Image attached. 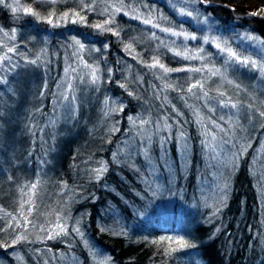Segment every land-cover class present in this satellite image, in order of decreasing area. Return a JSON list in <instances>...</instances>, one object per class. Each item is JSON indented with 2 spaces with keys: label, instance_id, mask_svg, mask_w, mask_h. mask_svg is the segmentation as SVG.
Wrapping results in <instances>:
<instances>
[{
  "label": "trees",
  "instance_id": "obj_1",
  "mask_svg": "<svg viewBox=\"0 0 264 264\" xmlns=\"http://www.w3.org/2000/svg\"><path fill=\"white\" fill-rule=\"evenodd\" d=\"M19 1L20 11L15 16L11 9L0 5V27L8 31L15 27L18 29V37L23 35L34 38L29 44L31 49L29 54L34 56L40 49L47 48L51 64L47 67L21 69L14 74L15 81L10 76L9 80L17 90L15 97L0 92V96H3V103L10 106L12 116L11 123L6 125L7 144L0 142V217L4 216L5 211L17 214L21 201L27 200V196L20 191L21 186L40 181L33 196L37 207L33 208V215L29 218L37 226L32 230L31 236L36 242L33 244L18 243L14 247L0 248V264H44L45 260L48 264H56L58 260L52 257L55 255L57 258L61 253L64 255L73 253L81 259V264H89L93 250L108 255L111 258V264H181L176 252L171 256L162 255L163 249L169 246L166 239L162 238V234H172L175 231L181 232L185 239L197 244V248L191 250L196 252V258L200 264H264V153H258L257 160H254L259 132L252 130L251 147H248L246 153L236 162L235 168L226 169L227 179H222V181L226 180L229 185L227 207L222 209L217 218L212 213L218 202L212 201L211 205L204 202L209 206L206 212L210 213L211 219L204 218L205 214H201L204 219H200L198 211L201 209L202 201L206 200H200L196 191L194 190L193 193L190 190L195 189L196 180L202 178L203 174H207V171L204 166L206 156L200 144L201 129L194 123L196 118L193 111L196 108L200 110L207 118L204 121L205 124L209 118L218 119V115L210 116L207 108L199 100L189 96L185 98L192 107L183 109L178 98L180 94L168 90L164 94L180 111L182 109L181 119L185 121L182 127L186 133L190 148L189 155H191L183 184L187 190L182 189L183 215L180 217L179 224L173 220L166 229L152 227L144 232L143 227L134 226L130 235L120 234V226H126L131 220L134 221L135 214L148 206V203L141 200L137 193L143 194L145 190L144 172H148L149 166L147 167L148 162L143 159L142 155L135 157L139 172L124 163L128 149H124L120 154L122 162L118 166L112 160V153L117 152L127 140L131 141V138L133 139L132 146L140 150L138 148L140 146L139 137H136L135 130L131 128L127 117L136 114L141 105L145 107L153 120L165 114L160 109V101L153 98L152 85L162 87L161 81L153 75V70L146 69L129 56L130 70L133 72L131 74L134 78L143 77L142 85L137 87V85L129 84V87L138 91L148 100V103L145 104L143 100H133L118 87L117 81H123L121 75L126 69L123 58L126 59L128 55L123 51V44L115 36L111 33L99 32L85 24L70 21L54 27L36 21L33 16L23 11V8L30 6L34 11L46 16L50 10L56 13L58 10L63 12L76 8L77 0H61L55 5L44 0ZM133 1L136 2V0H123V3ZM248 1L210 0L206 9L198 6L205 14H211L215 18V22L227 37L234 35L233 29L236 33L249 29L257 35L264 36V20L262 19L264 12L256 17L240 19L243 12L230 11L232 6H242ZM255 1L258 3V11L264 9V0ZM7 2L15 3V0H7ZM118 2L119 0H97V4L101 5V11L103 4ZM154 2L159 8L163 6L160 2ZM217 5H226V7ZM104 18L97 13H89L87 16L89 24L103 23ZM116 20L118 27L127 28L129 31L134 28L132 21L126 22L121 16H117ZM138 30L136 27L135 31ZM121 36L125 43L124 34ZM3 38L5 37L0 33V40ZM74 38L85 46L84 52L82 51L80 55L87 61L94 57L98 58L100 53L92 50L100 48L104 51L103 42H108L109 48L104 51V56L107 65L111 66L114 72L112 82L102 83L99 92L93 91L90 86L87 87L85 94L81 92V86L77 89V101L80 103L77 122L71 121L67 116L55 118L56 111L53 110L52 103L54 99L52 93L56 91L55 85L58 79L63 77L64 67L67 64L74 65L75 57L72 53L79 50V45L74 43ZM142 41L141 47L147 50V43ZM145 54L147 51L142 57L144 56L143 59L147 60ZM100 64L101 69L105 70L104 62L101 61ZM239 70H245L252 81L254 70L246 68ZM104 80H107L106 71ZM45 82H47V91L41 98L40 92ZM263 83L260 82L261 87H264ZM209 93L217 99L220 98L218 92L214 93L209 90ZM174 94L175 100L172 99ZM112 96L123 100L127 107L124 112L114 115V118L105 117L103 100ZM37 108H42V111L36 112ZM165 111L170 117H174L170 108ZM113 119L120 129L115 134L108 132ZM50 120H55L56 123L50 124ZM117 121H119L118 124ZM171 122L172 119L169 120V123ZM30 124H35L33 129L35 135L28 130ZM263 130L264 126L260 133ZM161 135L167 138L166 159L176 160L178 129L173 127L171 138H168L167 132H161ZM157 144L152 136V144L149 148L152 166L155 163L151 153L152 150L156 152ZM45 161L47 163H44ZM86 161L88 163H85ZM100 161L107 164L108 171L99 183L89 182L85 169L98 167ZM9 176L14 178V182L8 180ZM62 181L67 182L72 193H69L67 189L61 192ZM105 184L107 188L104 187ZM43 189L45 192L41 193ZM90 193L98 197L95 202L90 197ZM70 195L71 198H69ZM191 195L194 197L193 205L188 206L186 203L190 201ZM157 196L151 197V200ZM41 197L42 199L39 200ZM28 206L25 205V213H27ZM61 209L64 211L61 212ZM69 212L71 217L81 220L83 240L75 233H71V225L68 228L70 232L68 238L46 240L43 243L37 239L45 235L40 231L41 225L48 228L56 222L57 213L63 216ZM6 222V219H0V225ZM101 227L107 228L108 231H100ZM217 227L220 228L219 232H215ZM29 228L32 229L31 224ZM11 238L10 234L0 233V241L10 242ZM63 240H67L71 246H67L62 242ZM84 240L88 242L87 247ZM152 241L158 243H152ZM49 248L51 252L46 251ZM36 249L41 250L40 256L36 255Z\"/></svg>",
  "mask_w": 264,
  "mask_h": 264
},
{
  "label": "snow or ice",
  "instance_id": "obj_2",
  "mask_svg": "<svg viewBox=\"0 0 264 264\" xmlns=\"http://www.w3.org/2000/svg\"><path fill=\"white\" fill-rule=\"evenodd\" d=\"M50 3L55 5L57 0H50ZM169 3L175 12L181 17L190 18L191 20L196 21L197 24L206 26L200 30L204 32L207 30L212 35H204L198 37L195 34H190L180 27L179 30H176L172 26H162L160 21H167L171 25V21H168V17L160 13L156 15L157 9L155 7H149L144 0H136L135 6L129 3L125 5L123 0H119L118 3H105L102 5L97 4V0H77L76 8L72 10L63 11L61 14L57 15L54 11L48 12L45 16L40 12L34 11L30 6L23 8V11L26 14H29L35 18L38 22H44L51 26H59L61 22L70 21L71 23H81L85 24L88 27L97 29L102 33H111L115 36L121 44H123V51L132 56L133 59L137 60L138 63L142 64L146 69L149 70H162L154 71L153 75L156 76L158 80L161 81L162 87L153 84V98L160 101V109L164 111L165 114L156 120L151 119L149 114L146 117H141L139 114L133 116L129 115L127 120L131 124V128L135 130L136 137H139V144L141 145V150L136 149L132 146L131 141H128L123 144L117 152L112 153L113 161L119 166L121 164L120 154L124 149H128L127 157L124 163H127L134 171L139 172L140 169L136 167L135 157L141 156L143 159L148 162V166L151 168L150 174L155 173V167L151 165V157L149 155V148L152 144V132L150 128H154L156 133L167 132L168 138H171V133L173 127L178 129V136L176 137L177 141L181 145V151L187 153L188 151V140L186 138V133L182 127L183 121L181 117L183 113L176 107L175 104L169 100L168 96L165 95L168 90L179 93V99L184 102L185 106L192 107L188 104L186 96L195 97L198 100L203 101L204 105L207 107V110L215 116L217 109L224 110L227 109L228 112L219 116L218 120L214 118H209L207 124L204 122V117L201 116L198 109L193 111L195 116L194 123L198 125L201 129L202 139L200 140L201 149L204 152L205 156L210 157L211 159L217 161V165L227 169L229 167L235 168L237 166L236 162L241 158L244 152L247 151V148L244 145H239V139L237 138V131L243 130V126L240 124L241 113H243V118L247 119L249 124H252L254 120L264 122V110H261L258 106V102L254 97H251L250 102L247 104L244 103H233L232 98L227 96L224 92H219V99L216 96L210 95L209 91L206 89L208 81L212 77H220L221 82H227V84H233V81L228 78L229 69H249L255 70L259 73L260 77L264 78V36L256 35L252 30L246 29L242 33H236L233 29L234 35L231 37H225L223 34H215L213 32H219V26L216 25L215 18L211 14H205L201 12L202 6L205 9L209 6L210 0H180V3H176L175 0H169ZM0 5L11 9L12 13L15 14L20 11L19 0H15V3H8L7 0H0ZM219 7H226V5H217ZM143 8L145 11L141 12L140 8ZM230 11H235V9H230ZM123 12V15L129 16L131 13V19L141 21L145 26H150L149 31L151 35L148 37L149 40L158 41L156 48H166L168 52H171L175 57H180L184 60H200L202 63L199 66H185L178 68L166 67L163 62H161L160 54L153 55L151 62L144 60L140 53H136L133 48V43H124V39L121 36L122 29L116 25V15ZM261 12H264V9L259 11L244 13L240 15V19L246 17H256L260 15ZM89 13H97L101 16H104L103 23H94L89 24L87 16ZM19 18L18 16L16 17ZM264 18V17H262ZM55 19V23H54ZM240 25V24H237ZM242 27V26H240ZM152 29H157L160 33L166 34L169 37L181 38L182 50L177 46L176 40H172L171 44L166 43L161 39L156 31H151ZM0 33L6 39L0 40V92H5V94L15 97L17 95V90L10 82L9 77H12V80L15 81V73L19 70H27L29 67L32 68H41L47 67L51 64V60L48 57L47 48L40 49L34 56L30 55L31 49L29 44L32 39L30 37H25L20 35L18 37V29L13 27L10 31L5 30L3 27H0ZM201 40V46L193 52L188 44L186 43L189 40L196 41ZM134 42L142 43L143 41H138L136 38H133ZM74 43L79 45V50L74 51L72 56L75 57L74 65L67 64L64 67V75L62 78L58 79V82L55 85L56 91L52 93L54 99L53 110L62 108L65 115L73 122L78 121L80 103L77 101V89L80 86L85 88L91 87L93 91L99 92L100 86L102 83H111L114 75L113 68L107 65V61L104 56V51H107L109 48L108 42H103V50L100 48L93 49L97 53H100L99 57L96 60L91 62L84 59L80 53L84 50V45L80 43L79 40H75ZM241 44L246 45L247 47L241 48ZM203 45H210L215 49V54L206 52ZM34 47V45H33ZM249 49L258 50L262 55L258 59H254L251 55H246ZM215 56H219L222 61L221 67H216L213 63ZM67 60V57L65 58ZM103 61L105 64V70L101 69L100 62ZM119 63V62H118ZM129 68L131 65L128 66ZM106 71L107 80H104V73ZM176 72H190L197 75V78L194 82L188 83L185 87L184 83H175L173 82L169 74ZM188 81H192L193 77L189 76ZM118 87H120L128 97L133 100H143L145 104L148 103V100L141 96L138 91L133 90L129 87V84H134L139 87L143 84V77L137 76L134 80H129L127 76L124 77L123 81H117ZM237 89H240L239 84L235 85ZM195 90V91H194ZM47 91V82H45L43 89L40 92V97L43 98ZM213 101H215L213 103ZM113 105L109 107V103ZM104 105V116L108 117L113 113L119 114L125 111L127 105L121 99H112L106 97L103 100ZM170 108L171 112L174 114V118L170 117L166 109ZM235 109V111H232ZM36 112H41L42 108H37ZM236 117V119H233ZM34 118V117H33ZM11 109L10 106H6L3 103V96H0V142L7 144L6 137L7 127L6 125L11 123ZM172 119V122L169 123V120ZM50 124H55V120H50ZM119 121H117V124ZM150 126V127H146ZM35 124H30L28 126L29 132H32L35 135L33 129ZM120 129L116 125H113L108 129V132L115 134L119 132ZM43 132V129H41ZM136 137H133L134 139ZM167 142V138L161 136L160 143L163 146ZM231 146V147H229ZM247 147H251L250 144ZM237 149L236 153H232L231 149ZM44 163H47L45 161ZM85 163H88L87 161ZM215 166V165H214ZM108 171L107 164L103 161L99 162V166L96 168L85 169V175L88 176L89 182L99 183L103 175ZM223 175V173H221ZM10 182H14L12 176L8 177ZM40 181L37 180L32 182L30 185H23L20 188L21 193L24 196H27V200H22L20 204V210L17 214H12L4 212V216L0 219H6L7 222L3 225H0V233L10 234L12 238L10 242L0 241V248H10L14 247L18 243L22 244H33L36 241L31 238L32 230L37 226L29 219L33 215V208L37 207L33 196L37 189ZM61 192L65 189L72 193V190L68 188L67 182H61ZM107 188V185H104ZM27 189V191H25ZM160 192L158 187H154L153 183L145 179V190L143 194L137 193L141 200L146 203H151V197H155ZM229 192V185L227 181L222 185H218L216 190V195L218 198V205L215 207L212 215L218 218V214L222 211L224 207H227V198ZM31 193L32 195H29ZM93 202H95L98 197H95L93 194H89ZM71 198V195L69 196ZM177 201H173L175 203ZM29 205L27 208V213H25V205ZM207 206V205H206ZM179 210L184 211V207L181 204ZM64 210L61 209V212ZM137 214H139L137 212ZM71 219V213L67 215H61L57 213L55 227L46 228L43 225L40 226V231L44 232L45 235L43 238L37 237L40 239V242L46 240H56L58 238H68L70 237V232L68 230V221ZM32 225V229L29 228V225ZM81 220L76 219L71 228V233H75L82 240L84 239V233L80 228ZM100 231H108L107 228L101 227ZM220 228L217 227L215 232H219ZM122 235H127L126 232H121ZM168 247L164 248L162 255L171 256L175 252H179L186 249H196L197 244L192 242L184 237L178 239H172ZM62 242L66 243L67 246H71L67 240ZM152 243H158L157 241H152ZM84 244L87 247L88 242L84 240ZM175 245V247L173 246ZM47 252H51V249H47ZM35 253L37 256H40L41 250L36 249ZM61 253V257H63ZM93 256L95 253L93 252ZM52 259H56V256L53 255ZM108 257L103 264H108L110 261ZM44 264H48V261L45 260ZM73 264H75V259L73 258Z\"/></svg>",
  "mask_w": 264,
  "mask_h": 264
},
{
  "label": "rangeland",
  "instance_id": "obj_3",
  "mask_svg": "<svg viewBox=\"0 0 264 264\" xmlns=\"http://www.w3.org/2000/svg\"><path fill=\"white\" fill-rule=\"evenodd\" d=\"M44 1H46L47 3H50V0H44ZM58 1L61 2V0H57V2ZM154 1L162 3L163 6L159 8L158 5H156ZM144 2L147 3L149 7H155L157 9V13H156L157 16L160 13H162L164 16L168 17V21H171V25H169L167 21H160L162 26H172L176 30H179L180 27H183L185 31H187L190 34H195L198 37L213 34V33L208 32L207 30H205L204 32H201L200 30H202L203 27H205L206 29V26L197 24L196 21L191 20L190 18L181 17L180 15H178L175 12V10L172 9L169 3V0H144ZM175 2L179 4L180 0H175ZM129 3H124V4L127 6L129 5ZM131 4L135 6L136 2L133 1L131 2ZM231 8L235 9L236 11H241L243 13H249V12L258 11V3L255 0H249L247 3H245L242 6H232ZM50 11H54V10H50ZM140 11L144 12L145 10L141 7ZM201 12H203L202 9H201ZM61 13L62 11L59 12V10L58 12H56L57 15ZM117 16L123 17L126 20V22L127 21L133 22L134 28L132 29V31H129L127 28H121V27H119V29L123 30L121 34H124L125 36V43L132 42L135 52L140 53L141 57L143 53L147 51V54H145L146 56L145 59H147L149 62H151V58L153 55H156L159 53L161 62H163L166 67H170V68H178V67H185V66L195 67V66H199L202 63L200 60L188 61V60L181 59L180 57H175L171 52H168L166 48L157 49L156 45L158 41L148 39V37L151 35V32L148 30L150 26H145L139 20L131 19L130 18L131 13L129 14V16H125L123 15V12H121V13H118L116 17ZM64 23L65 22H61L60 24L62 25ZM116 24H117V20H116ZM216 25L218 24L216 23ZM136 27H138L139 29L138 31H135ZM245 30L246 29H243L242 31H238V33H242ZM151 31H156L157 35L168 44H171L172 40H176L177 46L182 50V45H181L182 37L181 38L169 37L166 34L160 33L157 29H152ZM213 32L215 34H223L227 38V36L223 33L220 27H219V32H215V28ZM128 34L130 35L128 36ZM133 38H136V40L138 41L144 40L147 43L148 49L146 50L145 47H141V43L134 42ZM3 39H6V38H3ZM186 43L188 44L189 48L193 52H195L201 46V40L199 39L196 41L189 40ZM240 46L241 48L247 47L244 44H241ZM203 47L206 52L215 54V49L211 47L210 45H203ZM84 50H85V46H84ZM127 55H128V57L126 58L127 60L123 58L125 60L124 63H125L126 69L124 70L123 75H121V77L123 78V80L125 76H127L129 80H134L135 79L134 75L131 74L133 72L128 67L131 63V60L129 58L130 55L128 53ZM246 55H251L254 59H258L259 56L262 55V53H260L258 50H255V49H249ZM142 58H144V56ZM96 59L97 58L94 57L90 59L89 62L96 60ZM213 63L215 64L216 67L222 66V61L219 56H215ZM153 71H162V70L154 69ZM253 72L255 74L251 81V79L249 78L245 70L229 69L227 75H228V78L233 81V84L229 85L227 84L226 81L221 82L220 77H212V79L208 81L206 85V89L208 91L209 90L213 91L214 93L218 92L217 89L219 90V92L226 93L227 96H230L232 98L233 103L247 104L250 102L251 97H254L255 100L258 102V106L260 107V109L264 110V87L263 86L261 87L260 85V82L261 83L264 82V78L260 77L257 71L254 70ZM169 75L171 76L173 82L184 83L185 87H187L188 83L194 82V80L197 78V75L192 74L190 72H176V73H171ZM189 76L193 77L192 81L187 80ZM237 84L241 86L240 89H237L235 87V85ZM81 92L85 94L87 92V88H85L84 86H81ZM110 98L120 99L118 97H113V96ZM191 98L198 100L195 97H191ZM172 99L175 100V94L172 97ZM199 101L200 103L204 105L203 101L201 100ZM180 102H181V107L183 109L188 108L187 106H185L183 101L180 100ZM214 102L215 101H213V103ZM112 106L113 105L110 102L109 107H112ZM205 108L207 107L205 106ZM217 110L218 111L217 113H215V115H218V118L220 115L228 112L227 109H224V110L217 109ZM232 111H235V109H233ZM181 112H182V109H181ZM187 112H188V109H187ZM207 113L210 116L213 115L208 110H207ZM137 114H139L141 117H146L149 115V112L145 109V107L141 105L137 113L133 114V116ZM200 114L202 117H204V121H206L207 118L203 116L201 112ZM114 115H116V113H113L110 116L114 118L113 117ZM54 116L55 118H58L60 116H66V115L63 109L60 108L56 110ZM213 118L217 119L216 117H213ZM233 119H236V117H233ZM115 124H116V121L115 119H113L112 126ZM240 124L243 126V130L237 131V138L239 139L238 148H239V145H244L248 149L247 145L252 143V140H250L252 137V130L254 129V130H257V132H259V138L257 141L256 148L254 150V153L256 156L254 160L256 161L257 155L259 156L258 153H264V130L260 133L261 128L264 126V122L254 120L252 124H249L247 119L243 118V113H241ZM146 127H150V126H146ZM150 131L152 132V136H154V139L158 143L156 152L152 150V153H151L153 156L154 163H155L154 165L155 173L150 174L151 169L147 165L148 172H146L147 174L144 172V176L149 182L153 183L154 187H158L160 189V192H159V196L156 195L157 197L154 198V200H151V203H148L147 207H143L138 212L139 214L137 213L135 214L134 221L131 220V222H129L126 226L125 225L123 227L120 226V232L122 231L126 232L127 235H130L131 229L134 226L143 227L144 232L148 231L152 227H160V228L166 229L169 223L173 220L179 224L180 217L183 215L182 213L183 211L181 212L179 210V207L181 204L184 206V201H183L184 195H183L182 189L185 191L187 190L183 186V184L186 178V170H188L190 156H191L189 155L190 154L189 143H188V151L187 153H184L181 151V145L176 139L177 159L174 160L171 158L169 161L166 159L167 152L165 149H166L167 143H164L163 146H161V143H160V137L162 136L161 132L157 134L154 128H150ZM130 140H131V144L133 145V139L131 138ZM122 146L123 144L121 145V147ZM138 148L142 151L141 145ZM231 152L236 153L237 149L236 148L231 149ZM245 153L246 152H244L243 155ZM154 157H157V158H154ZM204 166H205V170L207 171V174H203L202 178H198L196 180L195 189L191 188L190 191L194 193V190H195L200 200H206V201H202L201 209L200 211H198V215H199L198 217H200V219L206 218L210 220L211 219L210 213L206 212V208H208L209 206H206L204 202L205 203L208 202V205H211L212 201L218 202V198L216 195L217 187L218 185H222L224 183L222 179H227V177L225 176L226 169L217 165V161L211 159L208 156H206V162ZM221 173H223V175H221ZM30 184L26 183L25 185H30ZM42 185L44 186V183H42ZM25 191H27V189H25ZM44 192L45 190L43 189L41 193H44ZM41 199L42 197L39 198V200ZM189 199L190 201H188L186 205L192 206L193 201H194L193 195H191ZM173 201H177V202L173 203ZM201 214H205L204 218L201 216ZM76 219H77L76 217H71V219L68 221V228L70 225L73 226V223ZM55 224L56 222L48 226V228L55 227ZM169 237H171L172 239H178L180 237H184V234L178 231L177 232L175 231L172 234L171 233L162 234V238L166 239L167 245L171 243V240L168 239ZM173 246L175 247V245ZM93 251L95 253V256L91 254V261L89 264H103V261H105L109 257L106 254H100L96 250H93ZM176 253H177L178 259L181 261L180 262L181 264H193V263L200 264L199 260L196 258V252L191 249L182 250ZM73 258L75 259V264H81V259L73 253H70L69 255H63V257H61V255L59 254L56 258L58 260L56 264H73ZM18 262L20 263L21 261H18ZM108 264H111V262L108 261Z\"/></svg>",
  "mask_w": 264,
  "mask_h": 264
},
{
  "label": "water",
  "instance_id": "obj_4",
  "mask_svg": "<svg viewBox=\"0 0 264 264\" xmlns=\"http://www.w3.org/2000/svg\"><path fill=\"white\" fill-rule=\"evenodd\" d=\"M264 20V18H262Z\"/></svg>",
  "mask_w": 264,
  "mask_h": 264
}]
</instances>
